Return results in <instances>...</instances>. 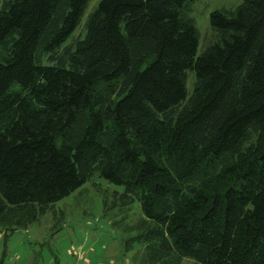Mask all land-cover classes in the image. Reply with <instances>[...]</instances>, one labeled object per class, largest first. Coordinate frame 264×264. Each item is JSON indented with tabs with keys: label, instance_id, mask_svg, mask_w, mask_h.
Masks as SVG:
<instances>
[{
	"label": "trees",
	"instance_id": "obj_1",
	"mask_svg": "<svg viewBox=\"0 0 264 264\" xmlns=\"http://www.w3.org/2000/svg\"><path fill=\"white\" fill-rule=\"evenodd\" d=\"M191 1L99 0L65 45L88 0L1 1L4 236L96 172L142 264H264V0L210 11L198 55Z\"/></svg>",
	"mask_w": 264,
	"mask_h": 264
},
{
	"label": "rangeland",
	"instance_id": "obj_2",
	"mask_svg": "<svg viewBox=\"0 0 264 264\" xmlns=\"http://www.w3.org/2000/svg\"><path fill=\"white\" fill-rule=\"evenodd\" d=\"M98 1L88 0L78 24L62 45L83 37L84 22ZM240 1H191L188 15L198 31L196 55L212 40L209 12L233 8ZM191 78L192 72L187 71V92ZM122 190L121 185L110 183L94 172L68 195L53 202L38 221L7 232L6 236L0 230V264H142L141 245L132 243L128 248L124 245V239L133 234L125 226L141 214L138 201L133 200L122 221H116L123 216L119 207L110 206L115 192ZM190 263L191 260L183 259L181 264Z\"/></svg>",
	"mask_w": 264,
	"mask_h": 264
}]
</instances>
